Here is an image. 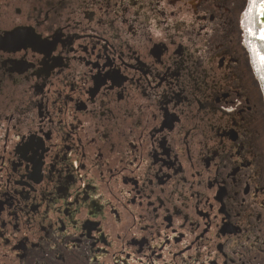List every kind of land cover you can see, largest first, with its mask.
<instances>
[{"label": "flooded vegetation", "instance_id": "1", "mask_svg": "<svg viewBox=\"0 0 264 264\" xmlns=\"http://www.w3.org/2000/svg\"><path fill=\"white\" fill-rule=\"evenodd\" d=\"M250 1L0 0V264H264Z\"/></svg>", "mask_w": 264, "mask_h": 264}, {"label": "rangeland", "instance_id": "2", "mask_svg": "<svg viewBox=\"0 0 264 264\" xmlns=\"http://www.w3.org/2000/svg\"><path fill=\"white\" fill-rule=\"evenodd\" d=\"M257 0H251L250 5L248 7V16H250V8L256 4ZM249 4V2H248ZM245 30V28H244ZM248 37L246 38V32L244 31L243 35L246 38L245 46L248 50V58L250 61L251 67L248 68L249 75H251L253 81H255V97L259 100L260 105L264 104V73L261 76V72H259V67H264V38L260 35V28L257 27V24L254 25L253 35L248 30ZM262 38V39H261ZM252 55V56H251ZM253 62V63H252ZM255 68V69H254ZM262 100V101H261Z\"/></svg>", "mask_w": 264, "mask_h": 264}, {"label": "bare ground", "instance_id": "3", "mask_svg": "<svg viewBox=\"0 0 264 264\" xmlns=\"http://www.w3.org/2000/svg\"><path fill=\"white\" fill-rule=\"evenodd\" d=\"M262 9H264V0H257L256 4L250 8L248 21L251 34H255L254 25L257 24V27L260 28V35L264 37V11ZM258 70L261 72V76H263L264 67L262 68L261 66Z\"/></svg>", "mask_w": 264, "mask_h": 264}, {"label": "snow or ice", "instance_id": "4", "mask_svg": "<svg viewBox=\"0 0 264 264\" xmlns=\"http://www.w3.org/2000/svg\"><path fill=\"white\" fill-rule=\"evenodd\" d=\"M262 11H264V9H262ZM262 38H264V37H262ZM262 59H264V58H262Z\"/></svg>", "mask_w": 264, "mask_h": 264}]
</instances>
